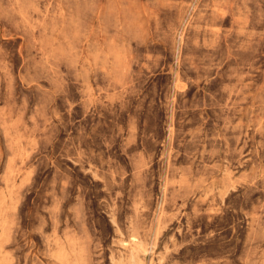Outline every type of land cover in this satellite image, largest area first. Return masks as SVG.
<instances>
[{"label":"rangeland","instance_id":"374dc122","mask_svg":"<svg viewBox=\"0 0 264 264\" xmlns=\"http://www.w3.org/2000/svg\"><path fill=\"white\" fill-rule=\"evenodd\" d=\"M0 264H264V0H0Z\"/></svg>","mask_w":264,"mask_h":264}]
</instances>
